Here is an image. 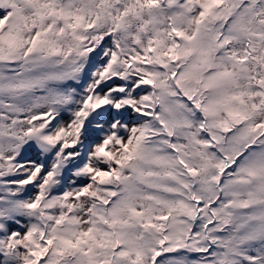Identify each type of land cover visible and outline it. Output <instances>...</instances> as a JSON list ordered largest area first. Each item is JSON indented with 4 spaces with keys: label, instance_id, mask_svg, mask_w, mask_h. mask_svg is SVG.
<instances>
[{
    "label": "snow or ice",
    "instance_id": "obj_1",
    "mask_svg": "<svg viewBox=\"0 0 264 264\" xmlns=\"http://www.w3.org/2000/svg\"><path fill=\"white\" fill-rule=\"evenodd\" d=\"M0 264H264V0H0Z\"/></svg>",
    "mask_w": 264,
    "mask_h": 264
}]
</instances>
